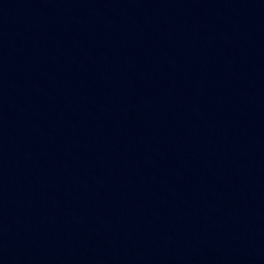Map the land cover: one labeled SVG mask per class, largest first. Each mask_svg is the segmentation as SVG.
<instances>
[{
	"label": "water",
	"instance_id": "1",
	"mask_svg": "<svg viewBox=\"0 0 264 264\" xmlns=\"http://www.w3.org/2000/svg\"><path fill=\"white\" fill-rule=\"evenodd\" d=\"M0 264H264V0H0Z\"/></svg>",
	"mask_w": 264,
	"mask_h": 264
}]
</instances>
